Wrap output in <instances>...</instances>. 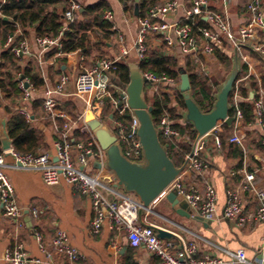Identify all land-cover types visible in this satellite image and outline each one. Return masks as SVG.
<instances>
[{"label":"crops","instance_id":"obj_1","mask_svg":"<svg viewBox=\"0 0 264 264\" xmlns=\"http://www.w3.org/2000/svg\"><path fill=\"white\" fill-rule=\"evenodd\" d=\"M69 1L76 3L82 12L85 8L102 5L105 7V13H109L111 16L110 21H107L110 23L111 29L108 37H105L98 29L88 31V49L86 51L58 53L46 59L45 54L53 48L42 53L35 41L37 37L32 29L27 30V37L22 40L26 42L30 55L20 56L19 65H24L27 62L36 63L43 85L39 89H33L27 82L31 91L30 97L27 102H20V107L26 109L32 126L43 133V144L37 153H47L53 161L55 160L53 144L57 141L56 139L60 140L64 124L67 123L70 126L68 143L74 159L77 154L76 147L86 144L93 137L85 125V117L88 113L85 102L71 95L75 76L81 70L91 68L98 60L102 59L126 65L137 64L138 61L132 45L138 32V20L141 18L134 15V7L131 10H125L121 0ZM132 1L134 2V0ZM169 1L172 0H166L162 5ZM176 1L180 8L175 13L166 14L167 22L179 21L183 10L190 7L191 0ZM207 1L211 11L226 16L230 29L235 35L245 20V7L252 0ZM259 1L264 12V0ZM81 13L78 11L77 20H81ZM204 24V28L216 32L214 27ZM20 36H22V31L18 29L8 45L7 38L5 43L0 46V53L12 44L14 38ZM145 42L148 51H160L164 56L176 60L180 67L191 68L210 87L212 101L216 86L224 80L229 72L228 68L232 67L234 48L226 41L215 47L212 56L199 55L192 60L184 57L179 48H168L160 37L149 36ZM122 48L128 51L125 57L121 56ZM217 55H221L222 60L218 59ZM238 57L240 64L238 76L240 75V77L237 79L247 77L240 85L250 98L252 93H257L262 88L260 80L264 76V61L248 47H243L238 53ZM209 68L212 70L215 68L219 72H217V77L212 78ZM61 75H67L70 80L66 87L68 95L57 97L60 111L65 114L66 119L51 120L42 109V100L45 90L54 87ZM110 79L113 96L116 97L119 91H125L127 85L123 86L116 72L114 76H110ZM154 96L155 94L146 85L145 98L149 105ZM175 96L176 94L170 97L169 106L177 109L180 115L182 109L178 108ZM238 102L240 104L247 101L240 95ZM34 103H39V105L31 106ZM0 104L1 106L9 105L7 100H3L1 93ZM0 109L2 110V108ZM106 109H108V116L102 115L101 121L108 129H111L112 108L105 104L103 110ZM60 121L62 122L61 126ZM250 123L246 125L241 121L236 125L243 141L242 147L234 145L241 151V156L234 154L226 147L215 148L212 136L208 135L204 138V147L201 152V156L208 161L207 168L197 174L188 170L182 172L183 184L187 188H195L202 192L205 186L209 185L214 189L217 200L215 216L211 221L201 220L188 207H186V212H189L191 217L181 216L177 213L179 206H173L165 199V195H162L152 204L151 212L142 218L143 222L173 233L183 242V245L194 244L198 258L210 256L230 264L229 253H234L237 250H243L249 260L260 258L261 244L264 242V226L256 222L236 225L234 222L222 219L227 192H233L236 195L246 212H254L257 208L252 195L241 188L244 183L243 173H255L254 184L256 188L264 191V147L260 144L262 136L258 128ZM231 129L232 136L235 129L234 122ZM181 142L186 143L187 140ZM5 164L4 171L14 189L16 202L22 210V216L17 222L10 220L3 215L0 205V252L13 251L21 247L27 259L37 260L39 264H66V260L62 256L54 253L52 246L55 234L62 231L66 234L70 245L82 256V260L78 264H157V258L145 248H131L125 232L110 224L106 217L102 219L99 230L94 232L91 226L94 213L88 198L64 181L56 186L47 187L42 183L38 173L12 168L10 157H6ZM97 166L94 160H89V169H86V172L91 175L96 173L100 177L104 186L103 195L105 198L116 200L125 195L115 187V181L111 174ZM128 196L134 198L132 195ZM176 200L179 204L183 202L178 196H176ZM34 211H37L36 218L33 217ZM36 234L40 235L46 253L51 255L49 258L40 250L35 239ZM171 242L173 244L172 253H180L178 243L175 240Z\"/></svg>","mask_w":264,"mask_h":264},{"label":"built area","instance_id":"obj_2","mask_svg":"<svg viewBox=\"0 0 264 264\" xmlns=\"http://www.w3.org/2000/svg\"><path fill=\"white\" fill-rule=\"evenodd\" d=\"M4 4L0 0V9ZM180 8L176 0L169 1L162 6L150 10L146 17L138 20V32L133 42L132 48L135 51L136 59L141 61L147 53L146 38L157 36L162 38V42L168 47L179 48L184 57L196 59L199 55L212 56L215 47L222 42H229L233 48L240 53L243 47H248L253 53L260 56L264 61V12L259 0H252L245 7V20L237 29L234 35L226 16L210 10L207 0H191L190 7L183 10L179 21L167 22L166 14L175 13ZM79 6L68 2V7L63 14V26L56 37L36 38L35 41L40 50L47 52L50 48H60L59 42L62 33L77 20ZM1 17V10H0ZM103 18L110 21L111 16L105 13ZM198 20L214 27L216 32L207 28H197ZM12 41V37L7 40V45ZM15 57L30 55L25 41L20 42L14 48ZM127 49H121V56H127ZM116 63L107 59L98 60L91 68L81 70L73 80V91L71 95L85 102L88 112L92 113L101 121L103 106L108 104L112 108V118L110 120L111 131L122 146L124 154L133 161L140 160V147L136 136L137 123L132 117L125 101V91H119L117 96L111 92V79L116 72ZM149 86L150 91L155 96L161 97L162 94L174 96L177 91V81L167 77H157L149 72H141ZM237 79L234 83L231 101L234 108L235 129L229 138L230 144L242 147L243 138L239 135L236 127L242 121V113L239 109V87L246 80ZM27 81L18 80V87L23 92L21 102H27L30 97V87L25 88ZM70 80L67 75H61L54 87L46 89L42 100V109L46 116L51 120L62 119L66 116L63 112L56 109L57 97L67 96L66 87ZM28 84V83H27ZM261 87V86H260ZM124 96V97H123ZM252 105V124L261 133L260 144L264 147V90L260 88L257 93H252L250 98L245 99ZM19 111L29 121V114L24 107ZM128 113L129 118L123 119ZM102 122V121H101ZM172 121L167 114H164L156 128L159 131V138L166 143H177L183 140L179 131L173 129ZM222 123L210 132L214 147L220 148V138L217 135ZM69 124H64L62 136L53 144L54 161L47 153H18L10 148L0 152V205L3 215L15 222L22 216V210L17 205L14 189L5 174V159L10 157L12 168L34 171L40 175L42 183L47 187L58 185L64 181L81 195L88 198L94 213V220L91 224L92 230L97 232L101 226L103 218H107L110 224L125 232L128 244L131 248H145L158 260L157 264H226L223 261L205 256L196 257L194 244L183 245L187 260H183V253L173 254V244L171 241H163L156 237L149 228H144L138 223L139 203L136 199L128 195H122L116 200H107L103 195L104 186L100 177L96 173L88 174L89 160H94L96 164L102 165L105 155L97 142L91 137L84 145L76 147V158L71 154L68 143ZM206 135L205 137H207ZM197 141L191 157L188 158V168L186 170L193 173H202L208 166V161L201 156L204 147V138ZM167 147V145H165ZM190 153V152H189ZM189 155V154H188ZM187 155V156H188ZM186 156V157H187ZM244 183L242 190L252 195L256 201L257 208L254 212H246L237 200L233 192H227V198L222 210V219L234 222L236 225H243L248 222H256L264 226V191L256 188L254 184L255 173H243ZM112 177V176H111ZM113 178V177H112ZM174 191L180 197L195 216L203 221H211L215 216L217 196L214 189L206 185L202 192L195 188H187L183 184L182 174L170 185L166 193ZM33 217H37V211L33 212ZM36 242L40 250L49 258L51 255L46 253L40 235H35ZM52 246L54 253L62 256L66 264H78L82 260L79 252L70 245L66 234L58 231L53 240ZM261 257L255 260L246 258L243 250L229 253L230 264H264V242L261 244ZM0 264H39L37 260L27 259L21 247L13 251L0 252Z\"/></svg>","mask_w":264,"mask_h":264},{"label":"trees","instance_id":"obj_3","mask_svg":"<svg viewBox=\"0 0 264 264\" xmlns=\"http://www.w3.org/2000/svg\"><path fill=\"white\" fill-rule=\"evenodd\" d=\"M165 1L139 0L137 4L138 17L144 18L150 10L161 6ZM3 2L4 4L0 9V46L5 43L7 38L14 37L18 29L22 31V36L14 38L12 44L0 53V93L3 95V100H7L9 103V105L4 106L0 104V108L5 113L6 130L12 141L13 150L18 153L35 154L43 144V133L32 126L29 121H26L24 115L19 111L20 102L24 96L18 87V80L22 77L33 89H39L43 85V80L40 77L36 63L27 62L24 65H19L21 58L15 57L12 50L19 46L24 37H27L28 29H32L37 38L56 37L63 26L62 17L68 7V0H3ZM121 2L125 10H131L135 5L132 0H121ZM104 13L105 7L102 5L85 8L80 15L81 20H76L62 33L59 42L60 48L51 49L45 54V59L58 53L86 51L88 49L87 32L90 30L95 31L94 29H98L105 37H108L111 25L103 18ZM3 18L6 20H3ZM195 25L194 30H196V27L203 28L205 24L203 21L198 20ZM217 57L222 60L221 55H217ZM137 64L141 72H149L157 77H167L177 82L179 81V64L176 60L164 56L160 51H148L141 61H137ZM115 66L117 68L116 73L123 86L127 85L129 81L127 65L117 63ZM183 69L189 75L192 97L203 111H209L212 105L210 87L191 68L187 66V68ZM260 83L264 89V76L261 78ZM239 93L244 99L248 97L247 92L241 85ZM175 94L178 108L183 109L184 106L179 92L176 91ZM170 97L168 94H162L161 97L154 96L150 106L152 107V117L155 126H158L160 118L167 114L172 121L173 129L179 131L180 135L187 140L186 143L181 141L166 143L160 139L163 145H167V152L171 161L175 166L179 167L191 150L195 132L189 124L181 123V117L177 109L170 108ZM229 102L231 105L230 115L232 116L234 115V108L231 96ZM35 104L39 105V103H34L31 106ZM56 109L58 111L61 110L59 101H57ZM239 109L242 113L243 123L249 124L252 121V105L249 102L240 103ZM107 110H103L102 115L104 117L108 116ZM128 117L129 114L126 113L123 119ZM59 124L61 126L62 122ZM231 131V127L228 128L224 124L221 125L217 133L220 138V147H226L229 151L241 156V151H239L238 147L229 143ZM123 150H125V146H123Z\"/></svg>","mask_w":264,"mask_h":264},{"label":"water","instance_id":"obj_4","mask_svg":"<svg viewBox=\"0 0 264 264\" xmlns=\"http://www.w3.org/2000/svg\"><path fill=\"white\" fill-rule=\"evenodd\" d=\"M138 1L134 0L135 16L138 15ZM81 12L82 10H79V13ZM3 20L6 19L3 18ZM127 67L129 81L125 88V101L137 123L136 136L140 147V160L133 161L129 159L124 154L122 146L113 132L94 117L92 113L88 112L85 117V125L105 155L104 163L102 165L98 164L97 167L111 174L115 181V187L119 188L124 194L132 195L138 201V223L144 228L151 229L160 240H175L178 243V250L183 253L182 259L187 260L183 242L176 235L155 225L146 224L142 218L151 212L152 204L162 195H165V199L173 206H179L178 214L186 218L191 217L190 213L186 212L187 205L185 202L179 204L175 192L169 191L166 193V191L188 168V158L191 157L197 141L212 132L219 123L230 128L234 122V117L230 115L231 105L229 99L240 71L237 49L234 48L230 71L224 80L216 86L209 111H203L194 100L189 75L183 67L178 68L177 91L184 106L180 112L181 121L183 124H189L195 132V139L190 153L179 167L171 161L167 147L160 141L159 131L153 122L152 107L147 104L144 97L146 82L138 64H128ZM20 80H23V78L21 77ZM25 88H28L27 83ZM10 148H12V141L6 130L5 114L0 109V150L6 151Z\"/></svg>","mask_w":264,"mask_h":264},{"label":"rangeland","instance_id":"obj_5","mask_svg":"<svg viewBox=\"0 0 264 264\" xmlns=\"http://www.w3.org/2000/svg\"><path fill=\"white\" fill-rule=\"evenodd\" d=\"M209 70H210V73H212V78H215V77H217V70L215 69V68H213V70H212V68H209ZM228 71H230V69L228 68ZM227 72V71H226ZM219 73V72H218ZM148 104V103H147ZM149 105V104H148Z\"/></svg>","mask_w":264,"mask_h":264}]
</instances>
